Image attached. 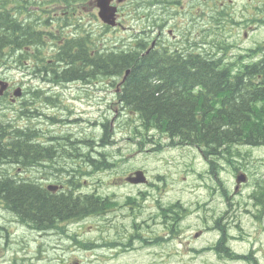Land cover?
Segmentation results:
<instances>
[{
    "label": "rangeland",
    "instance_id": "374dc122",
    "mask_svg": "<svg viewBox=\"0 0 264 264\" xmlns=\"http://www.w3.org/2000/svg\"><path fill=\"white\" fill-rule=\"evenodd\" d=\"M211 1L210 4L197 2L196 11L189 16L196 26L190 23L187 15L178 12L175 15L181 23L184 21L193 29L195 42L202 47L201 52H212V57L222 59L223 48H226L232 50V55L237 58L240 54H249V49L263 45L257 58L264 56V0ZM223 9L230 12V18L238 21V26H232V21L226 23L221 17L223 24H217V15L223 14L220 12ZM214 16L216 18L213 20ZM171 22H174L173 19L169 22L170 28ZM11 33L5 31L6 35L1 33V37H11ZM20 34L21 30L16 32V35ZM24 51L25 48H22ZM39 52L35 60L44 62L50 61L52 55L58 53L53 51L47 54L43 49ZM227 62L222 59L223 68H226ZM32 63L34 60L29 61L27 69L35 66ZM64 65L68 66L66 61ZM64 65L56 66L54 72H60L58 69H63ZM0 71L1 77L22 84L24 90L26 86L29 89L21 103L11 105L7 101L0 102V121H8L22 129L31 126L29 130H38V135L48 133V140L57 142V146L46 144L42 148L53 147L55 151H65L66 154L54 164L62 171L66 168L72 170L67 169V173L56 176L45 168L36 169L32 172L30 183L41 177L52 184L66 181L68 187L63 192L69 189L74 196L94 195L93 187L97 184L101 195H112L113 202L117 203V206L107 209L108 213L102 217L94 216L69 223L64 235L43 236L46 238L43 240L46 249L51 251L55 245L62 244V248L67 247L64 248L65 257L82 264H264V212H259L261 206L255 200L260 190L264 191L263 146L232 145L229 146L231 154L226 153L232 157H207L197 148L179 146L177 141L168 140L155 130L144 132L137 116L121 110L114 88L105 85L88 88L79 82L61 85L71 88L68 90L57 89L56 83L53 90L47 93L54 82L43 89L41 80L47 81L42 76L35 75L38 80L24 76L17 66ZM37 91H40L39 98H31L30 93ZM45 97H52L58 105L75 113L68 116L57 104L45 102ZM28 101V104L33 103V106L25 108L28 117H20L24 102ZM52 116L63 117L64 124L56 128L50 125L49 117ZM73 117H80L82 121L74 123ZM42 121L48 123L42 127ZM90 122H94L95 126H91ZM104 122L109 125V130L102 124ZM97 123L101 124L95 128ZM93 130L96 142L110 141L107 147L98 149L99 152L102 149L108 159L107 168H101L103 170L100 172L93 169L101 161L97 154L92 156L95 160H87L90 156L88 152L95 145L83 146V141L78 140L81 135L91 136ZM9 131L13 130L6 129V132ZM69 134L76 136H71L74 139L69 140ZM42 148H37V151ZM72 151L74 155L70 156ZM102 164L105 163L102 162L100 166ZM82 167L89 173L85 177L81 176ZM138 169L146 172L148 185L134 187L125 184L123 178ZM3 171L0 168V172ZM238 171L247 174L249 181L235 192ZM80 179L83 189L79 184ZM145 193H148V198L143 203L141 198ZM133 199V205L124 204L127 200L131 203ZM173 204L184 208L182 214L185 219H180L171 228L169 221L159 218L156 207L163 209ZM145 205L148 206L146 209ZM14 216L0 208V223L2 219H14ZM29 232L20 228L17 234L19 239L24 235L23 245L31 244L26 251L21 250V240L11 241V249H6V238L0 239V264H14L15 261L17 264H35L36 257L33 255L37 252V245L32 242L35 238L36 242L40 243V240L37 232ZM197 233L201 235L194 238ZM135 234L147 238L149 243L133 239L130 248L113 250L114 241L127 243ZM95 243L106 247L91 249ZM60 253L54 252L52 257Z\"/></svg>",
    "mask_w": 264,
    "mask_h": 264
},
{
    "label": "trees",
    "instance_id": "16d2710c",
    "mask_svg": "<svg viewBox=\"0 0 264 264\" xmlns=\"http://www.w3.org/2000/svg\"><path fill=\"white\" fill-rule=\"evenodd\" d=\"M20 38L21 43L33 39L28 32ZM61 51L65 53L61 60H66L68 66L59 70L72 75H81L88 66L90 72L98 74H120L130 69L120 99L126 110L141 121L144 132L155 130L178 144L197 146L207 157L227 158L232 145H264V57L257 63L243 64L232 75L219 61L198 55L179 60L177 54H150L138 61L110 57L94 62L83 51V59L79 58L80 50L72 53L68 47ZM6 129L0 128V162L24 160L38 164L53 159L49 149L34 144L33 131L25 135L27 130L12 129L7 135ZM0 201L23 221L34 222L28 223L33 229L39 224L52 226L56 219H83L108 209L94 195L74 196L71 191L55 194L9 177L4 171L0 172ZM165 220L171 228L180 221Z\"/></svg>",
    "mask_w": 264,
    "mask_h": 264
},
{
    "label": "flooded vegetation",
    "instance_id": "af4514ba",
    "mask_svg": "<svg viewBox=\"0 0 264 264\" xmlns=\"http://www.w3.org/2000/svg\"><path fill=\"white\" fill-rule=\"evenodd\" d=\"M197 2L208 3L210 4L211 0H0V31L5 34V31H13L15 34L11 37H3L4 43L0 41V61H8L9 58L11 61L19 58L23 52L21 43V36L25 35V32H28L30 36L33 37L32 40L28 41L31 49H35L34 44H39L51 39V44L47 43L44 45L45 50L52 51L55 49L57 44L63 46L65 50L68 49V40H70L69 34L75 31L80 35L81 39H84L85 36L92 38L90 41L91 44H84V40H80L78 46L79 58H82V51L90 55V58L93 60H101L105 58L114 57V58H126L128 60H142L150 54H153V57L159 55V51L165 55L177 54L180 59H184L188 55H205L201 52L202 47H198L195 42L196 34L192 32V28L188 26V23H181V20H178L175 15L178 13L187 15L190 23L194 26L193 20L189 17L192 12L197 9ZM222 6V5H221ZM223 9L220 11L223 14H219L216 20L218 25H222V19L229 23L232 21V26H238V21L234 18H230V12H227ZM106 12L108 14H114L115 24L113 26L108 25L104 22L102 13ZM172 13V15H171ZM222 19H221V18ZM171 22L172 28H170L169 22ZM21 30L20 35H16L17 31ZM55 32V34H53ZM6 35V34H5ZM36 37H40L38 40ZM170 38V40H168ZM1 40V32H0ZM97 43H99L97 45ZM5 46V47H4ZM82 49V50H81ZM33 52V51H32ZM41 52H35L33 58ZM58 54V53H57ZM64 52L62 56H64ZM188 54V55H187ZM211 56L212 52H206ZM213 58V57H212ZM94 60V62L96 61ZM38 62H44V60H37ZM54 60L51 58L50 61H45L52 63ZM10 62V61H8ZM28 67H19L21 73L24 76H42L46 79L47 84L54 82L57 78H66L70 82H79L81 80H86L88 83V88L91 84L97 85L100 82L95 80L98 77L96 72H87L81 75H72L69 72H52L51 69H43L44 71L40 72H31L30 69L36 70V68ZM42 69V68H40ZM0 70H7V68L0 67ZM1 72V71H0ZM0 75H2L0 73ZM36 75V76H35ZM108 77L107 79L116 80L119 78L116 73H107L104 74ZM113 75V76H111ZM69 76V78H68ZM0 79H7V77H1ZM90 81V82H89ZM52 83L51 87H48L47 93L53 90ZM112 84V83H109ZM57 89H68L63 88L57 84ZM11 88V85H10ZM47 88V87H46ZM45 88V89H46ZM88 90V89H87ZM121 90V88H120ZM119 92V89L116 90ZM10 99V94H8ZM45 102L49 105L54 104L52 97H45ZM81 100V99H80ZM72 110V109H71ZM79 120V118H74ZM79 141H95V137L83 138L80 137ZM52 148V147H49ZM47 148V149H49ZM99 145L93 147L89 155L97 154L100 156L101 151L99 152ZM54 149H49L52 151ZM55 151V150H54ZM94 159V157H93ZM83 172V167L80 169ZM34 186L47 190L46 186L47 178L43 179L37 178L34 181ZM51 189L53 187L50 186ZM99 186L94 185V192L97 196L101 197L102 202H107L108 195H102L98 192ZM3 206H0L1 210ZM22 220V219H20ZM81 219H76L79 221ZM34 224L30 220H26L19 224L17 219H2L0 223V239L6 238L4 241L5 248L11 249V241H19L20 237H17L18 231L20 228L35 231L38 233L40 240L36 242L33 240L32 243L37 245V252L33 255L36 257L34 260L35 264H82L79 261H73L65 257L64 248L62 244L55 245L52 250L46 249V242H43V236H53V235H64L67 231V226L69 224L68 219H56L52 224L56 226L55 230H52L51 223L47 224L46 228H43L41 224L39 226L30 227L28 224ZM36 224V223H35ZM165 224V223H164ZM10 225L15 227L9 228ZM38 225V224H36ZM174 225V224H173ZM138 228V226H136ZM30 233V232H29ZM23 234V233H22ZM24 237V235H22ZM159 238V237H157ZM52 239V237H51ZM140 240L144 244H148L149 241L147 238H144L142 235L135 234L131 237V240L127 243H117L113 242V250L128 249L132 246V240ZM49 240V239H48ZM31 246V244L29 245ZM29 246L26 249L21 248V250H28ZM97 243L93 245L94 250L103 248L106 246H101ZM98 247V248H97ZM96 248V249H95ZM60 254L52 257L54 252H60ZM32 257V258H33ZM14 264H17L16 261Z\"/></svg>",
    "mask_w": 264,
    "mask_h": 264
},
{
    "label": "bare ground",
    "instance_id": "6f19581e",
    "mask_svg": "<svg viewBox=\"0 0 264 264\" xmlns=\"http://www.w3.org/2000/svg\"><path fill=\"white\" fill-rule=\"evenodd\" d=\"M86 55H87V57L89 59L93 60L92 58H90V55L88 53ZM224 55H226V54L224 53ZM198 56H201V55H198ZM203 57H206V58L211 59V60L219 61L220 62V65L222 66V59L219 58V57H217L216 59H213L212 56H209L208 54L203 55ZM94 60H96V59H94ZM96 61H98V60H96ZM79 62L80 61H76L75 63L77 65H80L81 63H79ZM89 68H90V66H88V69L84 70V72H81L82 75L85 74V73H87V72H90V69ZM92 72H95V71L93 70ZM128 74H129V70H124L122 73L118 74L119 78L116 79L114 82L117 83V84L119 83V84H121L124 87L125 81L127 79ZM98 75H99V78L97 80L100 79L99 81H103V80L107 79L106 77H108V76H106L104 74H98ZM232 75H233V73H232ZM111 76H113V75H111ZM35 96H37V93H34V92L32 94L30 93V97L31 98L32 97L34 98ZM11 124L8 121H4V122H1L0 121V128H7L8 130H12V129L20 130L16 126H12ZM60 124H64V121L62 120V118H59L58 120H56L55 122H53V125L52 126H55V128H56V126H59ZM102 124H104L107 127V129L109 130V125L107 123H102ZM98 127H99V125L96 128H98ZM36 131H38V130H36ZM36 131L33 130V132L35 133V135H33V137H32V139H34V141H35L34 142L35 145L40 146V147H43V145H46V144L47 145L57 146V142H50L48 140V138H47L48 133L47 134H43V135H38V132H36ZM26 132L27 133H25V135H28V134L32 133L31 130H27ZM9 133H10V131L7 132V135ZM107 142H109V141H97V142L96 141H94V142L93 141H83V142H81V144L83 146H85V145L88 146L89 144H93L95 146L96 145H99V147H100V146H102V144H106ZM52 149H53V147H52ZM50 153H54V157H53L52 160H43L42 163L40 161H38V164L36 163V161H32V162H28V161H24V160L18 161V162L3 161V162H0V168H2L8 174L9 177L15 178L17 180L29 181V182L31 180L32 172L34 170H36V169L45 168L50 173H53L56 176L57 175H61L63 173H67L66 172L67 169L68 170H71L70 168H66L65 171H62L61 170V172H58L59 166L57 164H54L56 162H59L58 158L60 159V157H61L60 155L62 153H65V151L64 152H59V151L52 150V151H50ZM71 155H74V151L71 152L70 156ZM44 164H46V166H44ZM67 180H70V179H67ZM32 184H34V182H32ZM47 185L53 187V189L50 188V190H47V191L52 192V193H55V194L63 193V190H65L68 187V184H67L66 181L64 183H61V184L46 183V186ZM68 191H71V190L68 189L67 192ZM79 196H83V195H79ZM107 213H108V210H106L103 214H99V215H95V216L102 217V216L106 215ZM92 217H94V216H89V217H86V218H83V219H90ZM14 219H17L18 222H19V224H21V222L23 220V219L20 220V218L17 215L14 216ZM43 228H46V227H43ZM51 228H52V230H55L56 229V226L53 224L51 226ZM21 238L22 239H19V240H21V242H19V244H20L21 247H23L24 249H26L25 247H28L29 244H24L23 245L22 241H24V240H23V237H21Z\"/></svg>",
    "mask_w": 264,
    "mask_h": 264
},
{
    "label": "water",
    "instance_id": "95a60500",
    "mask_svg": "<svg viewBox=\"0 0 264 264\" xmlns=\"http://www.w3.org/2000/svg\"><path fill=\"white\" fill-rule=\"evenodd\" d=\"M2 87L0 89V95L2 94V92L4 91L6 85H3V83H1ZM17 95V92H16ZM127 181L129 183L132 184H140V183H144L146 182L144 179V174L141 171H137L135 172L132 176L127 178ZM245 181V177L243 175H240L237 179V182H244ZM195 237H198V234L195 235Z\"/></svg>",
    "mask_w": 264,
    "mask_h": 264
}]
</instances>
